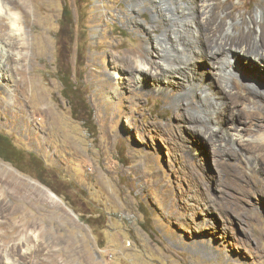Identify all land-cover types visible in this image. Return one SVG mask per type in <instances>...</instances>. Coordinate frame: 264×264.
Segmentation results:
<instances>
[{
	"label": "rangeland",
	"instance_id": "1",
	"mask_svg": "<svg viewBox=\"0 0 264 264\" xmlns=\"http://www.w3.org/2000/svg\"><path fill=\"white\" fill-rule=\"evenodd\" d=\"M150 1L17 3L29 47L18 63L7 45L0 66V135L20 153L17 166L0 158V264H264V126L234 118L220 83L263 94L264 64L232 56L234 73L219 76L200 57L198 78L177 77L161 91L152 69L138 83L135 60L154 67L169 22L153 18ZM229 1L235 22L264 13L263 0ZM63 12L74 15V34ZM232 32L231 46H243ZM67 63L84 79L89 129L61 93ZM263 101L236 108L261 110ZM208 107L223 117L214 143L205 122H192ZM12 177L58 199L41 207L30 191L18 206L15 194L1 193Z\"/></svg>",
	"mask_w": 264,
	"mask_h": 264
},
{
	"label": "bare ground",
	"instance_id": "2",
	"mask_svg": "<svg viewBox=\"0 0 264 264\" xmlns=\"http://www.w3.org/2000/svg\"><path fill=\"white\" fill-rule=\"evenodd\" d=\"M18 2L22 3L26 9L31 7L28 0H0V9H2V11H0V66H2V59L6 54L5 48L7 45L16 47L15 57H17L16 62L18 61V63L26 53L24 49L29 45L28 33L25 30L26 18L23 16L20 9L17 8ZM150 2H152L151 7L154 9L152 11L153 18L158 19L163 16H168L169 22L167 21L168 25L166 30L160 34L156 42L155 47L159 55V61L153 63L155 64L154 67L152 63L148 61L149 59L135 60L138 83L139 79L142 80L145 78L147 73L152 69L154 73L153 79L157 86L156 90L158 89L161 91H165L166 87L174 83L173 79L177 77H182V80L198 78L200 73L197 72L195 66L197 60H200V57L208 61L219 76L225 71H228L230 74L232 72L234 73L233 64L237 62L231 61L232 56H235L236 59L244 58L248 63L252 61V63H254L256 61L257 63L261 62L264 64V13L262 10L256 12L254 18L249 15L248 20L241 17L240 22H235V7L229 0H151ZM259 5L263 7L264 0L260 1ZM233 30L237 32L241 45L243 46H231V34ZM22 50L24 51L22 52ZM163 53L167 54L171 60H168V62L164 61V59L162 60L161 55ZM7 60H10L9 56ZM239 63L238 65L240 67L244 65V62H241V65ZM248 68L249 67L244 66V69L248 70L245 73L252 71L250 70L252 67ZM259 70L262 69L259 68ZM141 75H144L143 78H141ZM229 77L231 78V75ZM235 82L237 84H234V87H230L228 83L223 81L220 82L222 91H226L230 94V99L232 100L230 109L232 112H235L233 114H236L234 118L244 123L246 129H250L253 126H264V106H261V110L257 109L255 111L241 109L239 107L236 108L241 101L246 99H250L252 103L256 104L261 102L264 99V93L261 94L256 90L246 87L240 84V81ZM201 85H204L202 80ZM216 108L210 109V107H208L207 109H209V111L207 114L192 120L197 128L204 125L205 122L204 126L207 127L201 132L204 137L206 136L211 140L210 142L213 143L218 141V139L214 138L218 135L216 128L223 120V117L212 115V113H215L214 110ZM220 110L222 111L223 109ZM197 128L196 132H198ZM183 130L187 132L185 128H183ZM201 139L203 140L204 138ZM7 180L1 181L4 185L1 193L15 194L20 201L18 206L22 205L29 196L30 191L36 193V203L41 207L49 206L58 199L53 192L45 188H40L35 183L31 182L30 184H26L22 182V180H15L14 178ZM3 181H6L7 184ZM10 187L13 193L9 192ZM5 207H7L5 201L0 199V210ZM50 207L58 211V208L55 206L52 205Z\"/></svg>",
	"mask_w": 264,
	"mask_h": 264
},
{
	"label": "trees",
	"instance_id": "3",
	"mask_svg": "<svg viewBox=\"0 0 264 264\" xmlns=\"http://www.w3.org/2000/svg\"><path fill=\"white\" fill-rule=\"evenodd\" d=\"M68 4L65 3L64 6ZM65 8V7H64ZM74 15L69 12L67 15L64 14L61 17V24L67 26L71 29L74 34ZM59 79L62 84L61 93L64 96L66 103L70 108L71 117L79 120L85 128H90V124L93 122V107L91 103L86 99V94L84 92L85 85L83 77H78L69 67L68 63L60 68L58 73ZM3 147V148H1ZM14 145H12L5 136L0 135V158L9 161L15 166H17L18 160H20V153L15 151ZM4 152V153H3ZM32 157V154H30ZM34 163L33 160H29ZM39 163V162H36ZM40 169V165L34 163L33 170ZM42 172V171H41ZM37 178H42L40 173H36ZM89 223L88 221H86Z\"/></svg>",
	"mask_w": 264,
	"mask_h": 264
},
{
	"label": "clouds",
	"instance_id": "4",
	"mask_svg": "<svg viewBox=\"0 0 264 264\" xmlns=\"http://www.w3.org/2000/svg\"><path fill=\"white\" fill-rule=\"evenodd\" d=\"M0 11H2V9H0Z\"/></svg>",
	"mask_w": 264,
	"mask_h": 264
},
{
	"label": "flooded vegetation",
	"instance_id": "5",
	"mask_svg": "<svg viewBox=\"0 0 264 264\" xmlns=\"http://www.w3.org/2000/svg\"><path fill=\"white\" fill-rule=\"evenodd\" d=\"M1 148H3V147H1ZM4 153V152H3Z\"/></svg>",
	"mask_w": 264,
	"mask_h": 264
}]
</instances>
